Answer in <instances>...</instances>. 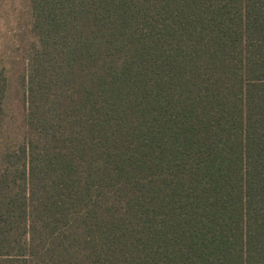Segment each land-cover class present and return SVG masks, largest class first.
<instances>
[{"label": "trees", "instance_id": "trees-1", "mask_svg": "<svg viewBox=\"0 0 264 264\" xmlns=\"http://www.w3.org/2000/svg\"><path fill=\"white\" fill-rule=\"evenodd\" d=\"M0 1V264H264V0Z\"/></svg>", "mask_w": 264, "mask_h": 264}, {"label": "rangeland", "instance_id": "rangeland-1", "mask_svg": "<svg viewBox=\"0 0 264 264\" xmlns=\"http://www.w3.org/2000/svg\"><path fill=\"white\" fill-rule=\"evenodd\" d=\"M6 9V5L2 1H0V36L5 31V25H4V10Z\"/></svg>", "mask_w": 264, "mask_h": 264}]
</instances>
